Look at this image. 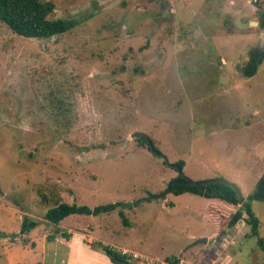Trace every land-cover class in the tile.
<instances>
[{"label": "rangeland", "instance_id": "374dc122", "mask_svg": "<svg viewBox=\"0 0 264 264\" xmlns=\"http://www.w3.org/2000/svg\"><path fill=\"white\" fill-rule=\"evenodd\" d=\"M45 1L50 19L84 22L50 39L0 22V264L45 263L46 247L67 252L46 220L61 202L137 203L125 210L129 226L118 211L62 225L151 258L193 256L198 237L213 235L190 263L264 264L244 221L214 238L209 208L227 205L163 196L178 162L191 181L223 177L244 199L264 174V63L252 78L241 72L252 48L264 50L262 0ZM253 207L264 240V204ZM25 219L39 225L22 232Z\"/></svg>", "mask_w": 264, "mask_h": 264}, {"label": "trees", "instance_id": "16d2710c", "mask_svg": "<svg viewBox=\"0 0 264 264\" xmlns=\"http://www.w3.org/2000/svg\"><path fill=\"white\" fill-rule=\"evenodd\" d=\"M256 6L259 8L258 13L261 17L260 24L264 27V0ZM54 10V4L45 0H0V22L9 27L16 35L29 39H50L55 36L63 35L71 32L84 22V19L77 18L50 19ZM263 63L264 50L260 47L252 48L249 52L248 61L241 71L243 77H254ZM139 143L150 151L151 146H154L155 149L159 151L152 139L144 135H139ZM165 164L167 163L165 162ZM172 167L179 172V175L171 185V194L175 196L193 194L210 200L217 199L230 209H235L232 212L219 208L218 206H211L209 208V218L216 224L217 236L220 239L227 235L229 231L234 230L241 221H244L249 227L247 236L257 239L264 251V240L259 236L261 221L253 207V202L264 204V174L257 181L253 191L244 199L240 191L228 182L196 185L194 181H191L184 175L183 162H178L172 165ZM136 206L137 203L118 202L92 209L86 205L61 202L47 211L46 220L53 225L59 226L65 219L71 216L97 217L101 214H110L114 211H118L123 222L126 226H129L130 222L126 217L125 210H132ZM38 225L39 221L25 219L22 232H28ZM57 231H59V229H57ZM65 236L68 237L67 234H65ZM7 237V234L0 232V238ZM84 243L86 246L103 252L114 264L133 263L129 258L116 251L115 248L101 241ZM168 261L171 263H178L176 258H170Z\"/></svg>", "mask_w": 264, "mask_h": 264}, {"label": "crops", "instance_id": "0c3cea01", "mask_svg": "<svg viewBox=\"0 0 264 264\" xmlns=\"http://www.w3.org/2000/svg\"><path fill=\"white\" fill-rule=\"evenodd\" d=\"M210 200V199H208ZM235 209H230V211H234ZM65 221H63L62 223H64ZM59 225L57 226L59 229V231H57V233H59L58 235L63 234L65 236V234L68 235V237H64V239H60L59 242L62 243H68V248H67V252L64 253H60L59 249H55V248H50L47 249L46 247V257H45V263H41V264H114L111 262V260L101 251L86 246L84 242H95V241H101L106 245H109L113 248H115L116 250H121V249H128V248H124V247H119V246H115L111 243H108L106 241H103L102 239L97 238L96 236H94L92 234L91 229L89 228H80V227H75V228H71V227H66L64 225ZM239 228V226H236V228L234 229V231H237ZM217 236L214 235V238ZM228 236L229 238L232 237L231 233H227V235H225L224 237ZM205 236H200L198 237L199 239H206L207 242L205 243H201L199 250L196 252V256H189V252L187 249L182 250L181 253L179 255H172V256H176L175 258L178 260H181L182 262H186L187 264H192L190 263L191 261H194L195 258H197V254H199V256H201L202 251L204 250V246H209L210 244V238L213 237V235L210 238H204ZM58 236L55 237H51L49 239V237L44 236L42 241L47 240V243H51V244H55L57 242ZM220 244V242H219ZM234 244V242L232 243ZM234 246V245H233ZM130 251H133L131 249H128ZM135 252V251H133ZM138 253V252H136ZM142 256H145L141 253H138ZM191 255V254H190ZM148 257V256H145ZM150 259H157V260H165L168 259L169 257H165L163 259H159V258H151L148 257ZM174 258V257H172ZM201 258V257H200ZM231 260L233 259L232 257H230ZM138 264V263H137ZM140 264V263H139Z\"/></svg>", "mask_w": 264, "mask_h": 264}, {"label": "built area", "instance_id": "2783aa9c", "mask_svg": "<svg viewBox=\"0 0 264 264\" xmlns=\"http://www.w3.org/2000/svg\"><path fill=\"white\" fill-rule=\"evenodd\" d=\"M122 255L126 256L129 259H133L136 262H139L141 264H187L186 262H182L181 260L178 259V263H171L168 261V259L165 260H157V259H150L148 257L142 256L136 252L130 251L128 249H121V250H116Z\"/></svg>", "mask_w": 264, "mask_h": 264}, {"label": "water", "instance_id": "95a60500", "mask_svg": "<svg viewBox=\"0 0 264 264\" xmlns=\"http://www.w3.org/2000/svg\"><path fill=\"white\" fill-rule=\"evenodd\" d=\"M151 152L157 156H162L161 152L157 151L155 149L154 146H151ZM174 182V180L168 185L167 191L165 192V194L163 196H166L167 194H171V185ZM216 182H220V183H226V179L223 177H218L216 179H207V180H201V181H194V183L196 185H206V184H210V183H216ZM207 242L206 239H201L199 241V243H205ZM127 264H133V263H127Z\"/></svg>", "mask_w": 264, "mask_h": 264}]
</instances>
